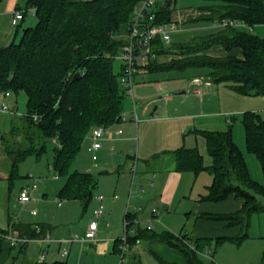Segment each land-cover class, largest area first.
<instances>
[{
    "label": "trees",
    "instance_id": "obj_1",
    "mask_svg": "<svg viewBox=\"0 0 264 264\" xmlns=\"http://www.w3.org/2000/svg\"><path fill=\"white\" fill-rule=\"evenodd\" d=\"M139 1L27 0L24 18L29 8H36V25L23 28L17 40L23 18L15 25L12 41L0 45V89L16 95L24 93L27 97L26 113L18 115L14 112L9 132L1 134V142L12 161L11 179L18 174L20 162L29 155L41 156L52 138L57 137L61 147L54 145L53 167L67 176L59 195L81 200L85 208L88 206L97 179L90 171H70V165L94 127L112 126L121 120L127 94L119 80L122 65L116 72L114 55L125 42ZM214 1L217 3L210 6V19L217 23L237 20L250 29L264 25V0ZM175 4L176 0H165L157 12V21L168 22ZM242 26H227L194 38L178 47L180 59L161 64L154 60L147 68L171 71L205 67L210 69L209 75L216 83L227 82L232 90L242 95L264 96V37ZM215 44H221L227 50L240 47L244 58L201 54ZM166 48L161 44L155 47L158 54L166 52ZM77 72L79 76L75 77ZM243 124L248 152L259 161L264 175V116L257 111H247L243 114ZM201 133L212 158L211 165L205 164L197 147L182 146L174 151L177 169L196 174L203 170L212 173L213 182L204 200L222 201L231 194L244 199L243 207L234 213L205 215L209 219L226 220L230 225H241L239 235L216 240L218 244L228 240L240 244L249 238L252 215L264 212V182L253 178L245 155L235 141L232 123L226 131ZM133 225H128V243L157 238L179 249L188 264H204L200 252L209 244L208 240L169 231L153 233L151 229L138 227L136 233L130 235ZM47 228L48 224L37 227L25 223L13 225L20 233L18 237L32 241L43 239ZM8 236L9 231L0 228V254ZM27 244L29 242L14 245L22 251ZM262 258L264 260V250ZM24 264L69 263L37 260Z\"/></svg>",
    "mask_w": 264,
    "mask_h": 264
},
{
    "label": "crops",
    "instance_id": "obj_2",
    "mask_svg": "<svg viewBox=\"0 0 264 264\" xmlns=\"http://www.w3.org/2000/svg\"><path fill=\"white\" fill-rule=\"evenodd\" d=\"M164 1H158L157 12ZM216 3L214 0H207L199 6H177L176 0L170 20L164 22H172L176 25L171 32V42L166 44L159 38L155 43V47L157 44L164 47L171 45L172 49L166 48L168 52L159 54L157 63L169 62L175 55H180L178 47L181 44L223 28L220 23L210 19L212 15L210 6ZM11 12L8 6L5 14L10 15ZM193 22L198 23L191 25ZM256 30L264 34V25H256L252 30L250 29L252 32ZM201 54L214 57L234 55L240 59L244 58L242 48L227 50L221 44H215ZM147 67L148 64L141 71H156ZM203 68L199 69L200 74L195 75L193 81L181 82L180 85L168 81V85L164 86L158 80L155 81V86H149L146 84L145 75L142 79L138 76L133 88L134 97H130L131 109L123 111L119 122L107 126L109 132L104 135L102 147L94 151L89 150L92 143L90 138L92 130L90 131L86 136V139L90 140L87 149L93 154L94 164L100 171L99 178L94 175L97 186L88 206L92 205L95 211L100 204L97 196L103 195L102 203L105 208L98 218L93 212V216L84 225L82 233L84 234L90 221L96 219L99 223L97 239L72 241L74 232L72 229L48 224L49 228L44 234V239L33 240L45 244L42 248L47 246V257L52 244L56 243L57 252H61L62 256L76 264H94L98 259L103 258L105 264L108 261L110 264H120L121 257L123 260H128L129 264H188L186 256L179 249L157 238L136 239L129 243L126 241L127 248L122 255L121 246L128 234L125 222L138 220V224L133 225L129 230L130 235H133L137 227L147 229L149 219L154 217L151 229L153 233L169 231L181 236L188 234L193 239L208 240L209 244L200 252L204 264H207L204 258L212 259L213 264H216L215 254L218 252L217 256L221 264H234L237 258L243 264H264L262 258L264 212L252 215L249 238L240 244L229 240L218 244L216 241L218 238L235 237L241 233L242 227L230 225L226 220L209 219L205 215L234 213L243 207L244 199L231 194L222 201L204 200L213 182L212 173L203 170L196 174L193 171L177 169V155L174 151L182 146L197 147L204 156L205 164L211 165L212 158L208 154L206 139L201 132L226 131L232 123L231 113L234 109L230 107L227 99L236 100V96L232 93L237 92L230 90L233 92L226 91L223 95L219 83L211 79L210 69L203 70ZM181 88L188 90H183L176 96L168 91ZM198 89L202 90L201 94L196 93ZM135 95L140 101L136 100ZM165 95L171 97L167 99L164 98ZM135 113L138 115V120ZM150 113L153 118L149 116ZM119 129H122L121 133L118 132ZM251 174L255 180L264 182V175L262 179L261 175H254L252 172ZM79 201L84 209L88 207L85 208L83 202ZM154 208L159 211L156 216L152 215ZM19 234L17 230H14L13 234L9 233L13 237H18ZM228 243L237 244L240 257L235 256L230 260V257L224 254L220 256L219 249L229 248ZM29 245L27 244L25 249L20 251L19 246L6 239L0 254V264H24L26 261H37L42 249L35 257L28 254ZM73 250H75L74 257ZM64 251L68 253L65 254ZM54 261L63 260L53 256L49 262ZM67 262L70 264L69 261Z\"/></svg>",
    "mask_w": 264,
    "mask_h": 264
},
{
    "label": "rangeland",
    "instance_id": "obj_3",
    "mask_svg": "<svg viewBox=\"0 0 264 264\" xmlns=\"http://www.w3.org/2000/svg\"><path fill=\"white\" fill-rule=\"evenodd\" d=\"M205 1L207 0H177V6H199L202 5L201 3ZM26 2L27 0L0 1V11H3V13L0 14V45L9 44L14 38L17 26L12 24L13 13L16 9L25 11L27 8ZM8 6L10 11H12L10 15L5 14ZM29 9L26 15V19L21 24L22 28L19 31L17 40L20 39L23 28L34 26L38 21L35 15L29 13ZM197 23L193 22L191 23V25ZM243 29L250 31V27L246 25L243 27ZM253 34L264 37V34H262L259 30L253 32ZM167 49L171 50V45H169ZM166 52H168V50H166ZM181 57V54H177V56L175 55V57H173L171 60H177ZM121 65L122 62L118 59H115L116 72L120 71ZM202 68L152 72L141 71V74H138L137 77L139 76L138 78L142 79L145 75L146 84H149V86H155V81L158 80L161 81L164 86L168 85V81L174 82L175 85H180L181 82L187 83L191 80L193 81L195 75L200 74L199 69ZM203 70H205V68H203ZM218 85L220 86V91L223 95L225 94L223 92L226 91L233 92L230 91L232 89L227 82H220ZM183 90L187 91L188 88L168 91L169 93H172L176 96ZM232 94H234L237 99L232 100L228 98L227 101L230 107L234 109L231 113V118H234L232 121V126L235 141L238 143L240 149L246 156L248 166L251 170L250 172H252L254 175H261L263 179V172L260 163H258L256 157L252 153L248 152L246 133L243 124V114L247 111H257L260 112L262 116H264V96H246L238 93ZM135 98L137 101H140L138 96L135 95ZM5 101L11 106L16 114L24 115L26 113L27 97L24 93L16 95L12 92L11 96L6 98ZM130 102L131 98L127 96L123 103L124 112L131 109ZM151 113L149 116L153 118V116H151ZM14 115V112L0 111V228L9 231L10 234H13L14 223L22 222L29 225L31 224L33 227H37L41 224H52L55 227H58L59 225L72 229L74 231L72 234L73 236H75L76 234H83L82 231L84 230V225L93 216L94 208L92 205H89L86 209H84L82 203L79 200L67 199L65 197L59 196L61 188L67 181V176L61 175L53 167V149L54 145H57L55 143V138H52L51 142L48 143L47 150L41 156L29 155L26 159L20 162L17 171L18 174L13 179L10 178L12 161L7 155L1 142V134L4 132H9L11 121L14 118ZM89 143L90 140L88 139H85L83 141L78 154L70 165V171L76 169L80 171H90L98 177L100 169L98 166H95L92 158L93 154L87 149ZM56 175H59L58 179L55 178ZM34 183L37 184V189L32 190L31 188ZM23 189H28L32 195V200L26 204L19 201V196ZM60 202L63 204L62 206L59 204ZM33 210L37 211L36 215L32 213ZM34 242L37 241L29 243L30 245L28 248V254L37 257L36 255L41 252V249L42 251H44L47 249V246H45L46 248H42V246H44L45 244L39 243V241L37 243ZM227 246L230 247H225L222 250H220L221 248L219 249L220 256L224 254L225 256L230 257V260L235 256L240 257L241 254L239 252L237 244L228 243ZM57 248L58 245L56 243L52 244L51 250L48 248L50 252L46 262L51 261L53 256H57L60 260H67L70 262V264H76L75 262H72L71 259L69 260L67 257L62 256L61 252L58 253ZM74 253L75 250H73L72 252L73 257ZM217 254H215V262L216 264H221L219 256H217ZM204 259L207 264H213L212 259ZM100 260L101 259H98L94 264H105L104 258L101 261ZM107 264H110V261H108ZM120 264H129V261L124 259L122 262L121 257ZM234 264L243 263L240 262L239 258H237Z\"/></svg>",
    "mask_w": 264,
    "mask_h": 264
},
{
    "label": "built area",
    "instance_id": "obj_4",
    "mask_svg": "<svg viewBox=\"0 0 264 264\" xmlns=\"http://www.w3.org/2000/svg\"><path fill=\"white\" fill-rule=\"evenodd\" d=\"M159 0H140L139 5L135 12L133 13L132 19L129 24L128 32L125 37V42L121 46L119 52L114 55V59H118L122 62L121 75L119 77L121 86L125 89L127 96L134 97V84L136 82L137 75L140 74L142 68L149 64L151 61L158 59V53L155 49V43L157 39H162L166 44L171 42V32L176 28L174 23H160L157 21V11L156 5ZM28 12V11H27ZM29 13L35 15L36 8L32 7L29 9ZM25 11L18 9L15 10L14 16L12 19V24L16 25L19 21L24 18ZM223 27L227 26H241L244 23L237 20H223L220 23ZM252 29V28H251ZM196 93L201 94L202 90H196ZM10 91H2L0 89V111L2 112H15L11 106L5 101L6 98L11 96ZM171 95H165L164 98L169 99ZM135 117L138 120V115L135 113ZM37 118V116H36ZM123 119H125L123 117ZM108 129L104 125H98L94 127L91 131V146L89 147L90 151L97 150L102 147V140L104 135L108 133ZM119 133L122 132V129H119ZM55 143L58 147H61V143L58 141V138L55 137ZM59 176L56 175L55 178ZM32 190L37 189V184L32 185ZM117 197V196H116ZM100 204L97 209H95V216L98 218L104 212V204L102 203L104 196H97ZM19 200L21 203H28L32 200L31 192L28 189H23L20 193ZM61 204V202H60ZM33 214H36L37 211L33 210ZM158 209H153V216L158 215ZM154 217H151L148 222V229L153 227ZM130 223L134 225L138 224V220L133 222L126 221L125 226L128 227ZM99 229L98 220H92L87 226L84 234H76L72 236L71 240L73 241H95L97 239ZM44 239V238H43ZM7 240L11 241L12 244H21L25 242L32 241L27 237H13L8 236ZM39 240V239H38ZM41 240V239H40ZM127 237L124 238V243L121 246L122 255L125 252ZM47 251H42L38 256L39 262L46 261ZM67 254V251H64ZM123 262V258H122Z\"/></svg>",
    "mask_w": 264,
    "mask_h": 264
},
{
    "label": "water",
    "instance_id": "obj_5",
    "mask_svg": "<svg viewBox=\"0 0 264 264\" xmlns=\"http://www.w3.org/2000/svg\"><path fill=\"white\" fill-rule=\"evenodd\" d=\"M79 76V72H77L76 74H75V77H78Z\"/></svg>",
    "mask_w": 264,
    "mask_h": 264
}]
</instances>
